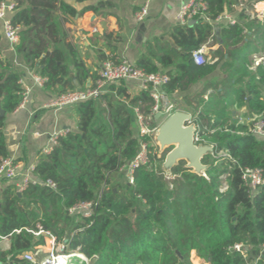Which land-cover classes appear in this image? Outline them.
Returning a JSON list of instances; mask_svg holds the SVG:
<instances>
[{
  "label": "trees",
  "instance_id": "16d2710c",
  "mask_svg": "<svg viewBox=\"0 0 264 264\" xmlns=\"http://www.w3.org/2000/svg\"><path fill=\"white\" fill-rule=\"evenodd\" d=\"M9 1L14 5L10 22L20 28L12 48L29 71L46 78L42 89L56 98L96 89L99 75L90 73L71 47L78 87L69 78L56 46L60 31L55 14L65 22L97 13L102 4L77 11L64 0ZM202 1L207 4L204 16L191 26L173 27L169 35L175 45L157 41L150 49L154 64L142 60L137 68L146 74L166 71L169 79L161 91L169 96L189 90L220 67L225 77L214 86V95L197 102L193 116L201 143L212 144L214 152L225 157L218 164L208 162L210 155L204 157L205 176L179 161L168 179L162 166L169 151L159 152L151 135L140 137L134 122L135 108L147 115L153 106L149 90L130 97L123 82L109 85L102 94L75 104L77 129L66 131L35 166L34 176L41 182L51 180L55 190L33 185L18 194L12 184L4 190L0 241L10 238L11 249L0 248V264H31L21 256L43 243L27 231L38 223L72 252L69 257L81 262L86 258L89 264H264V186L249 189L242 180L245 169H258L264 178V139L250 133L254 117L264 123V71L259 67L249 76L247 71L249 58L264 53V17L240 11L236 25H218V35H213L209 20L236 13L240 1L250 6L257 0ZM208 43L210 58L195 65L190 55ZM20 78L0 58V109L5 114L20 105ZM239 110L244 111L242 121L232 116ZM3 126L0 117V159L10 157ZM149 127H156L154 117ZM141 143L148 145L147 163L136 169L133 185H128L121 170ZM119 173L123 181L113 184L112 177ZM223 175L228 189L221 193ZM92 202L98 203L90 218L69 216L71 208Z\"/></svg>",
  "mask_w": 264,
  "mask_h": 264
},
{
  "label": "crops",
  "instance_id": "0c3cea01",
  "mask_svg": "<svg viewBox=\"0 0 264 264\" xmlns=\"http://www.w3.org/2000/svg\"><path fill=\"white\" fill-rule=\"evenodd\" d=\"M64 1L77 11L89 5L102 4L97 13L87 12L80 17L76 15L65 22L60 13L55 14L60 31L56 46L63 54L69 78L73 85L78 87L74 61L69 47L73 48L77 59L84 63L90 73L98 74L102 63L108 58L126 60L136 67L142 60L152 65L154 60L150 49L157 41L168 43L171 46L175 45L176 42L169 32L173 27L180 25L178 13L188 0H86L80 4L73 0ZM6 2L12 4L9 0ZM144 7H146V12L138 19ZM261 11H264V0H257L249 9V12L255 14ZM239 12L236 7V13L233 15L237 17L236 14ZM12 14L9 13L8 18H11ZM192 24L193 21H190L187 26ZM212 33L218 35L217 26H213ZM201 49L205 52L208 49L212 51L209 43ZM0 58L8 61L12 69L20 74L21 83L19 81V84L22 88H31L29 102L13 113L5 114L2 129L9 156L20 163L22 169H26L41 162L43 158L40 155L41 149L48 145L51 135L59 131L77 129L75 104H61L56 96L45 92L42 88L33 87L32 77L35 73L28 70L22 57L14 52L12 45L4 38L1 21ZM173 71L174 68H171L170 72ZM224 77L225 75L218 66L211 75L203 78L185 92L165 96L161 91L160 107L163 113L158 118V114L154 116L156 126L161 120L164 123L175 112L187 114L194 120L193 112L197 102L200 99L207 100L210 95H214L216 93L214 86L216 84L220 86ZM124 84L130 97L136 96L141 91L134 81L124 82ZM205 87L208 88L201 95ZM236 114L239 121H242L239 117L240 112H233L232 116L235 117ZM112 179L120 183L123 181V175L116 174ZM10 184V182L0 180V202L4 190ZM9 246L7 240L0 241V248L3 251H9Z\"/></svg>",
  "mask_w": 264,
  "mask_h": 264
},
{
  "label": "built area",
  "instance_id": "2783aa9c",
  "mask_svg": "<svg viewBox=\"0 0 264 264\" xmlns=\"http://www.w3.org/2000/svg\"><path fill=\"white\" fill-rule=\"evenodd\" d=\"M252 4L248 6L246 1H240L237 8L239 9V11H243L245 14H248L250 15V17H252L255 14L249 12ZM145 8L146 7H144L141 14L138 15V19H140L141 16L145 14ZM13 10V4L9 3V6H6L5 3L0 4V21L3 36L11 45L17 43L18 33L20 31L19 27L12 26L10 18H8L9 13H13ZM206 10L207 4L202 0H188L184 5H182L178 13V20L180 22V25H187L196 17L204 16ZM256 15L260 18H263L264 11H261ZM208 22L210 23L212 28L213 26L216 27L218 25L223 27H230L236 25L238 19L233 14L223 13L218 15L214 20H209ZM93 31L96 32V30ZM205 55L206 52L204 51V49H199L197 51H194L190 55L189 60L197 66H202L206 63ZM255 56L260 57L258 65H261V68L264 71V53H257L255 54ZM98 75L100 79L96 82V89L91 92L76 91L75 93L57 98L58 102L61 104H77L91 97H95L98 94H102L105 88L109 85H117L120 82L124 83L128 81H134L138 84L141 91L149 90V96L153 101V106L151 107L147 115H144L137 108L134 109V122L138 129V135L140 137L151 135L154 143L159 126L150 128L149 122L156 114L163 113L160 107L162 101L161 88L165 83H167L169 79L167 72L161 71L155 74H146L126 60L119 61L117 59L108 58L102 63ZM45 82L46 78L41 77L38 74H34L32 77V85L35 88H43ZM22 89L23 91L21 93V102L18 108L24 107L29 102V95L31 93L30 87H25ZM252 121L254 122V124L250 129V133L259 139H264L263 120L259 117H254ZM191 123L195 127L194 144L196 146L206 145L201 143V140L198 136V123L195 122V120H192ZM65 134L66 131H59L51 135L48 141V145L41 149L40 155L42 157L49 155L52 152L53 148L57 146L58 139L65 136ZM147 146L148 145L146 143H141L137 155L121 170V173L124 174V180L128 185H133L134 173L136 169H138L140 166H144L147 163ZM34 171V165H31L26 169H22L20 163L16 162V160L12 157L0 159V180L10 182L15 187V191L18 194L25 191L29 186L33 185H42L55 190L56 187L54 182H52L51 180L41 182L40 179L34 176ZM166 175H168V179H170V174ZM220 180L222 181L220 192L224 193L228 189L226 176H221ZM242 180L245 186L249 189H255L264 186V178L262 177V172L258 169H245L242 174ZM97 203L98 202H92L76 205L75 207L68 210V214L73 218H90L92 216V210L94 206L97 205ZM27 231L32 234L33 240L35 242L42 241L43 243L36 247L34 251H30L22 255V260L27 261L31 264H60V257L69 256L64 254L66 252V246L64 244H58L55 237L49 231H45L39 223L35 225L34 229H27ZM2 240H7L9 242L10 246L8 249L10 250V238ZM44 248L48 249V252H45V257L42 260H36L35 255L37 254V252H42ZM239 248V246L235 247V249L237 250H239ZM85 263L86 258L84 264Z\"/></svg>",
  "mask_w": 264,
  "mask_h": 264
},
{
  "label": "water",
  "instance_id": "95a60500",
  "mask_svg": "<svg viewBox=\"0 0 264 264\" xmlns=\"http://www.w3.org/2000/svg\"><path fill=\"white\" fill-rule=\"evenodd\" d=\"M5 5L9 6V3L6 2ZM160 115L158 114L157 118ZM4 116V111L0 109V117ZM191 122L192 118L189 115L175 112L157 131L155 141L160 146H173L163 163V170L167 174H170L171 168L179 161L187 162L186 167L193 169L194 172L202 173L206 169L201 160L211 155L213 148L209 145L196 146L194 144L195 127ZM76 264H84V262L76 260Z\"/></svg>",
  "mask_w": 264,
  "mask_h": 264
},
{
  "label": "rangeland",
  "instance_id": "374dc122",
  "mask_svg": "<svg viewBox=\"0 0 264 264\" xmlns=\"http://www.w3.org/2000/svg\"><path fill=\"white\" fill-rule=\"evenodd\" d=\"M207 58L210 57V54H211V49H208L207 52ZM259 60H260V57L258 56H255L252 55L249 60H248V63H247V71H248V76L251 75V74H255L257 73V69L259 67H261V65H258L259 64ZM225 92V91H224ZM262 95H263V98H264V92H262ZM232 96V95H231ZM238 110V109H237ZM230 111L227 112V114H229ZM238 112H240V118H243L244 116V111L243 110H239ZM165 118V117H164ZM166 119V118H165ZM163 123V121H159L158 122V126L160 127L161 124ZM154 144L157 145L158 149H159V152H167V151H171V149H173V146H160V144H158L156 141H154ZM209 146H212V144H207ZM221 157H225V154L224 153H215L214 150L212 151V154L210 155V158L208 159V162L211 164L213 163L214 161V164H218L219 163V160ZM185 166H188L187 165V162H185ZM163 168V166H162ZM188 168V167H187ZM190 169V168H189ZM193 173L197 174V175H200V176H205L204 172L202 173H198V172H194L193 169H191ZM166 173V172H165ZM167 174V173H166ZM112 183L113 184H117L118 182H115L113 179H112ZM45 252H48V249H45L42 250V252H37V254L35 255V259L36 260H42L44 257H45ZM69 253H72V252H65L64 254L68 255ZM75 253H78V252H75ZM85 264H89V261L86 259V263Z\"/></svg>",
  "mask_w": 264,
  "mask_h": 264
},
{
  "label": "bare ground",
  "instance_id": "6f19581e",
  "mask_svg": "<svg viewBox=\"0 0 264 264\" xmlns=\"http://www.w3.org/2000/svg\"><path fill=\"white\" fill-rule=\"evenodd\" d=\"M70 254L71 253H69L68 255H70ZM59 262H60V264H75L76 263V259L75 258H71L69 256H67V257H60L59 258Z\"/></svg>",
  "mask_w": 264,
  "mask_h": 264
}]
</instances>
